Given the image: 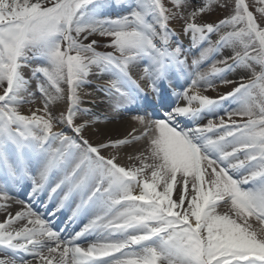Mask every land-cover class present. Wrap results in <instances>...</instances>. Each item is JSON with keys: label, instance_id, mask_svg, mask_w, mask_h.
<instances>
[{"label": "snow or ice", "instance_id": "6c2138e0", "mask_svg": "<svg viewBox=\"0 0 264 264\" xmlns=\"http://www.w3.org/2000/svg\"><path fill=\"white\" fill-rule=\"evenodd\" d=\"M171 3L0 0V209L25 195L0 222V264H264V227L250 223L264 225V0L259 20L247 0ZM177 18L187 46L169 27ZM217 80L236 86L198 91ZM86 85L102 94L94 107L82 106ZM36 92L43 108L23 114ZM101 105L143 130L94 143L86 130L112 118ZM140 140L128 156L138 163L121 164L119 150Z\"/></svg>", "mask_w": 264, "mask_h": 264}, {"label": "bare ground", "instance_id": "6f19581e", "mask_svg": "<svg viewBox=\"0 0 264 264\" xmlns=\"http://www.w3.org/2000/svg\"><path fill=\"white\" fill-rule=\"evenodd\" d=\"M193 6H195V5H193ZM169 8H173V5H171ZM173 11H175L174 8H173ZM222 17H223V15H221V9H217V10L212 11L210 14H205L204 16H202V19H204V21L215 22ZM182 22L183 21L179 18L173 19L169 22V27L173 28L177 32H181V29L183 27ZM181 39L184 41L185 45L187 46L189 43L188 36H185L181 32ZM213 39H215V37H213ZM225 54H228V53H225ZM187 55L189 57V62H191L192 59H195L198 57L199 49L193 48L190 52L187 53ZM215 59L219 60L220 57H216ZM211 64H212V61L206 67H203V65H201V71H204V72L210 71ZM217 66L222 67V65H217ZM258 70L259 69L257 68V71ZM26 72H28V71H26ZM240 74L241 73L229 75L227 77V79L235 80V79H237V76ZM25 75L28 78L31 76L30 72H29V75L27 73H25ZM243 75H245L246 77H250L251 74L248 72H245V73H243ZM92 80H93V84L100 82V81H97L94 77L92 78ZM235 86H236L235 84H221L219 82V80H217L215 89L206 88L205 86L201 85L199 87L198 91L202 95H207L211 98H218L219 95L232 91V89ZM5 87H6V85H5ZM32 87L34 90L36 89V81L34 79L32 80ZM2 91H3V89L0 88V94H2ZM88 92H92L93 94L87 95L86 93H88ZM81 95H82V101H83L82 106L83 107H94L92 104L89 103V101L99 102V100L103 98L102 94L95 92L94 88L87 86V85L83 87V89L81 91ZM32 99L34 100L33 104L37 105V108H35L36 106H32L31 108H35V109H42L43 108V98L39 94V92H36L35 97ZM180 103L183 104L184 101H180ZM61 107H63V104L58 103L57 105L52 106L51 110L54 112V114H58ZM95 111L97 113H105L106 112V114L112 118L105 120V119H103V117H101V120L99 123L94 124L91 128H88L86 130L85 135L89 139H91L94 143L107 141L108 139H120V138L128 137L129 133L132 132L133 128L137 129L136 134H139V132L143 130L139 124L135 123L132 120V118H131L132 114L131 113L117 114V113H114L112 111H109L107 105H101L99 108H95ZM38 114H42V113H38ZM87 118L88 117H85L82 114H78L77 123H80L82 120L87 119ZM207 119L208 118L206 117L202 122L206 123ZM233 119H236L237 121H239L241 118L240 117H233ZM244 119H246V117ZM225 120L228 121L227 116H225ZM216 122L218 123L219 121L217 120ZM57 130H59V127ZM143 144H144V141L140 140V141H135L130 145L123 146L119 150L120 156H121L120 163L125 165V166H128L132 163H138L136 161H130L128 159V156L129 155L135 156L138 153V151L142 148ZM108 151H111V149H109ZM105 154H107V153H105ZM177 181L178 182L180 181L179 174L177 176ZM20 192L23 193L22 191H20ZM20 192H17L18 194H14L13 198L6 202L10 205L9 208H7L6 210L0 209V222H4L9 213H11L14 216L16 212L21 211L25 208V204L17 203V201L25 200V197ZM180 194H181V187H180V184L178 183L175 190H174V193H173V199H176L178 201ZM189 194H191V190H189ZM0 203H5V201L0 200ZM186 206H187V204H185V207ZM220 210L223 211L224 209H220ZM65 216H66V213H61L60 219L63 220L65 218ZM250 223H252L254 229H260V228L264 227V225H262L259 221L255 220V218H250ZM25 224H27V220H19L16 223H14L12 225V227L15 229H20V228H23ZM28 226L31 227V225H28ZM83 246L86 247L87 243H85ZM3 257H4V253L0 252V258H3ZM31 264H39V262L36 259H32Z\"/></svg>", "mask_w": 264, "mask_h": 264}, {"label": "rangeland", "instance_id": "374dc122", "mask_svg": "<svg viewBox=\"0 0 264 264\" xmlns=\"http://www.w3.org/2000/svg\"><path fill=\"white\" fill-rule=\"evenodd\" d=\"M163 2H164V4H165V6H167V7H170L171 5H172V3H171V0H163ZM233 2H234V0H233ZM247 2L249 3V5H250V10H252L253 12H254V14H256L257 15V18H258V20L260 19V15H259V13L257 12V9L261 6L259 3H258V0H247ZM230 10H231V8H229V9H225V10H221V15H223V16H226V15H228L229 14V12H230ZM204 21V19H202V17H199L198 18V22H203ZM183 23V22H182ZM90 39H96V40H98L99 42H100V44H106V43H108V38H105V37H100V36H94V37H91ZM87 42V41H86ZM98 51H110L111 49H105V48H98L97 49ZM212 60H206L205 62H203L202 63V65H203V67H206V66H208L209 64H210V62H211ZM28 75H29V72H26ZM30 78V77H29ZM30 89L31 90H33V91H35L34 89H33V87H32V80H31V84H30ZM30 99H32V98H30ZM25 108H24V107ZM32 106H36L35 108H37V105H35V104H33V103H27V104H24V105H21V108H20V110H21V112L23 113V114H31L30 113V110H36L35 108H31ZM59 127V126H58ZM58 127H57V129H58ZM56 129V130H57Z\"/></svg>", "mask_w": 264, "mask_h": 264}]
</instances>
